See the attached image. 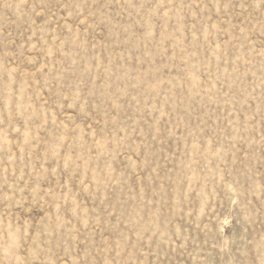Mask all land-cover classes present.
<instances>
[{
    "label": "rangeland",
    "instance_id": "rangeland-1",
    "mask_svg": "<svg viewBox=\"0 0 264 264\" xmlns=\"http://www.w3.org/2000/svg\"><path fill=\"white\" fill-rule=\"evenodd\" d=\"M0 264H264V0H0Z\"/></svg>",
    "mask_w": 264,
    "mask_h": 264
}]
</instances>
